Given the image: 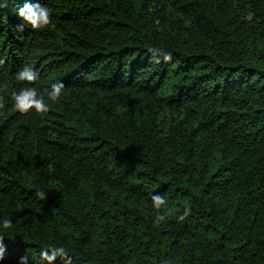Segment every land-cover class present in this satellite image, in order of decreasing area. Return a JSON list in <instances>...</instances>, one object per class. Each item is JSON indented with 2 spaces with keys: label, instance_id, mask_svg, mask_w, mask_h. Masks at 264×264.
<instances>
[{
  "label": "trees",
  "instance_id": "16d2710c",
  "mask_svg": "<svg viewBox=\"0 0 264 264\" xmlns=\"http://www.w3.org/2000/svg\"><path fill=\"white\" fill-rule=\"evenodd\" d=\"M38 2L0 0V264H264V0Z\"/></svg>",
  "mask_w": 264,
  "mask_h": 264
},
{
  "label": "clouds",
  "instance_id": "9594fccd",
  "mask_svg": "<svg viewBox=\"0 0 264 264\" xmlns=\"http://www.w3.org/2000/svg\"><path fill=\"white\" fill-rule=\"evenodd\" d=\"M17 16L21 20L30 25L32 28H42L51 23V9L47 4H41L36 0H24L21 7L17 9ZM18 81H34L38 79V73L29 65H25L16 73ZM63 88L62 83H54L51 85V91L48 95L56 100ZM15 107L21 112H27L30 109H35L37 112L47 111L48 103L44 102L43 96L39 95L36 87L24 86L18 91L12 93ZM38 196L44 197L43 192H38ZM164 198L159 194L152 196V205L154 209H159L164 204ZM187 212V209L185 210ZM12 224V220L8 217L0 218V229H8ZM6 245L3 239L0 238V260H3ZM57 255L60 256V261L63 264H71V257L67 255L66 249L61 246H55L50 249H42L41 257L45 264H57ZM18 264H29L28 256L19 257Z\"/></svg>",
  "mask_w": 264,
  "mask_h": 264
}]
</instances>
